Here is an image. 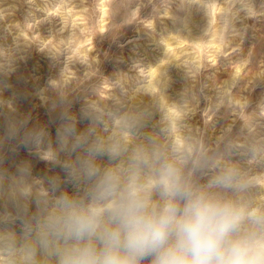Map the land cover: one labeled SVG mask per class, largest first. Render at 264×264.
<instances>
[{
  "label": "clouds",
  "instance_id": "clouds-1",
  "mask_svg": "<svg viewBox=\"0 0 264 264\" xmlns=\"http://www.w3.org/2000/svg\"><path fill=\"white\" fill-rule=\"evenodd\" d=\"M49 87L54 140L0 99V160L14 142L64 173L34 177L28 161L0 168V264H264V136L254 123L243 139L213 144L186 124V106L163 97L146 131L151 107L133 103L122 81L94 87L78 114L65 74Z\"/></svg>",
  "mask_w": 264,
  "mask_h": 264
},
{
  "label": "rangeland",
  "instance_id": "rangeland-1",
  "mask_svg": "<svg viewBox=\"0 0 264 264\" xmlns=\"http://www.w3.org/2000/svg\"><path fill=\"white\" fill-rule=\"evenodd\" d=\"M5 61L11 71L0 72V99L30 114V124L47 125L53 140L49 84L62 74L77 114L94 87L122 81L133 103L151 107L146 131L159 123L163 97L186 106V124L209 143L243 139L246 121L264 136V0H0ZM2 157L10 174L28 161L34 177L64 175L14 142Z\"/></svg>",
  "mask_w": 264,
  "mask_h": 264
}]
</instances>
